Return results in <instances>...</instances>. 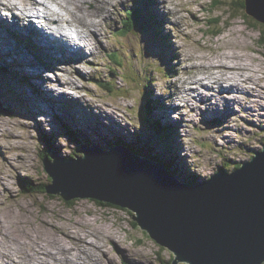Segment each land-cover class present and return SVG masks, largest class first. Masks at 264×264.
<instances>
[{
	"label": "rangeland",
	"instance_id": "1",
	"mask_svg": "<svg viewBox=\"0 0 264 264\" xmlns=\"http://www.w3.org/2000/svg\"><path fill=\"white\" fill-rule=\"evenodd\" d=\"M59 1L67 4L69 0ZM46 2L54 10L61 8L53 0H46ZM90 3L94 4V8L89 7ZM164 3L167 11L159 7ZM23 4L32 6L33 0L22 1L18 4L17 9L14 8L11 11L16 15L19 13L18 16L23 17L22 10L25 7ZM82 5L83 3H76L75 10L82 9ZM98 6L96 0H87L86 8L82 10L86 14L101 16V13L97 11ZM119 7L120 13L101 30L102 37L105 39L95 41L94 53H90L89 49L86 50L90 57L87 61L68 62L66 61L67 55L64 56L63 53L56 51L59 50L57 47L52 48V46L46 49L55 56L50 55V57L45 55V49L41 50L33 46L32 29L46 27L44 22H35L38 18H42V15L32 17V24L28 26L29 30L27 29L26 32H14L19 45L25 46L36 57L29 61L27 66H19L24 72L29 65L28 68H33L32 64L42 62L41 64L45 68L43 72L46 79L50 80V85L57 88V93L60 91L67 93L68 102L63 105L67 108L65 110L70 115L69 119L65 118L64 109L59 108V104L57 106L50 104L52 114L41 115L43 119L39 123L38 119L42 112L40 109L45 106L38 102L35 104L37 109L32 110L34 116H31L29 111L36 107L28 95L22 91V89L30 90L31 80L21 75L20 67L15 66L13 62L7 64L0 57L1 106L5 110L8 108L13 111L12 116L6 115L7 112L0 117L1 127L4 128V124H7L9 129L4 132L5 134L0 132V139L5 141V145L8 147L6 152L3 143L0 142V175L8 180L9 186L0 182V207H4L7 212L10 208H14L15 215L9 217V220L15 221L16 224L9 221L10 229L13 228L11 232L21 240H30L29 234L34 238H40L38 241L48 239L56 234L64 236V233L55 231V226L52 227V223L46 221L57 220L66 227H72L74 232L87 231L98 235V237L91 235L88 245L82 243L75 245V252L70 258L60 254L58 259L49 258L45 264H96L91 261V256L96 253L97 256L99 254L102 257V262L99 264H111V260L119 262L118 264H134L131 261L138 262L137 260H142L140 264H172L175 256L169 248L160 245L140 225L135 224L132 215L127 212L129 210L126 208L101 204L100 201L91 198H78L69 202L59 195L51 194L48 191L43 192L47 190V185L52 184V179L45 169L43 160L46 157V147L50 148L48 153L52 152V147L54 154L65 158L75 155L74 153H77V149L83 143L96 144L98 147L104 145V148L108 149L109 146L123 140L128 144L143 148L147 155L161 156L163 153L169 163H175L173 168L177 170V173H187L192 178L195 175L203 183L221 169L233 171L230 168L249 161L255 152L262 150L264 146V119L261 118V121L260 118L251 115V113H258L256 110L259 108H263L261 112L264 114L262 106V103L264 104V97H262L264 89L262 87L255 88L261 97L259 102H255L253 97H249L247 94H241L242 99L239 101L238 92H234L232 95L229 93L232 88L237 86L235 78L223 79L220 81L221 84L213 78L215 72L218 76L222 74L232 76L237 72L233 66L235 64L242 66L244 63L252 64L249 65L250 68L254 66L261 70L258 73H246L245 77L253 73L254 78L259 75L264 77V32L262 34L259 30L264 31V26L258 24L259 29L253 27L251 22L245 20L241 14L233 17L226 6L213 10L212 0H125L119 3ZM138 9L141 13L139 24L134 21L133 16ZM62 12H65V20L72 22L73 13L66 10ZM245 12L244 10L243 13ZM220 14L223 15L222 29L215 32L216 28H212L209 19ZM229 16H232L231 20H229ZM0 20L3 23L4 20L7 22L6 28L18 24V18H12L10 13L1 7ZM28 21L29 19H24L22 23L26 24ZM167 21L170 23L168 24ZM73 22L76 23V21ZM70 28L66 26L65 29ZM72 28L75 27L72 26ZM45 29L49 30L47 27ZM183 32H187V35L184 36ZM167 34H171L172 37ZM173 43L176 47L181 46L178 49V55L170 49V46H174ZM41 47L43 48L42 45ZM5 49L10 51L11 59L21 57L17 47L7 45ZM180 51L186 55V58H189L188 61L182 62ZM114 52L117 55L116 58H114ZM22 53L26 55V51H22ZM233 53L239 56L244 55V59L234 57L239 60L236 63L235 59L230 57ZM71 54L74 53L71 51ZM58 55L62 57H58ZM168 56L174 58L171 64ZM27 58L33 57L29 55ZM209 63L213 65L209 66ZM219 64H223L225 67L216 66ZM75 67L80 68L82 73L75 72ZM196 67L197 70H195ZM188 73L189 76L194 75V79L189 78L192 83L187 85L188 90L191 87L195 88V91H191V95L185 94L184 85V93L174 89L173 86L174 81L181 78L180 74L185 77ZM208 73L209 76H207ZM208 79L215 80V83L211 84L213 87L220 85L217 95L208 94L209 100L225 98L220 100V104H227L224 106L228 109L232 108L236 113L226 110L221 118H218L220 115L215 113L212 115L202 113L203 108L206 109L209 104H204L202 97L195 98V93L205 89L203 86H206ZM67 81L75 83L68 85ZM103 84L109 85L110 88L107 89V85L104 87ZM249 91V95H252L253 89ZM174 93L176 94L171 102L168 99ZM20 95L23 96L25 100L23 103L28 107L25 111L19 100L22 99ZM184 95L193 98L192 104H187L185 99H180ZM62 97L63 95L57 98ZM81 100H83L84 108L74 111L69 107L68 103H78L79 105ZM149 102H153L155 106L150 117L152 121L160 122L172 132L174 140L171 155L165 154L164 145L166 144L163 139L166 136L161 137L165 131L163 133L157 131L146 120L142 106ZM161 103H165L169 109L167 114L172 117L171 124L165 123L164 116L160 113ZM176 105L181 109L171 108ZM193 105L194 110L192 111L191 106ZM249 105L255 109L248 111ZM56 110H59V113ZM155 111L158 115L154 113ZM35 116L36 119L31 120ZM222 118L228 119V121L225 122ZM226 134L230 135L226 138L224 137ZM12 135H17L18 138H11ZM133 150L140 151L139 149ZM6 156L7 158L10 156L11 160ZM19 162L23 163L20 167H16ZM179 177L181 178V175ZM17 222H23L25 228L23 223L17 224ZM38 228H41V232ZM108 230L117 234L116 237L119 236L120 242L129 248L125 250L123 247L117 246V238L115 240L106 238L105 231ZM49 235L50 237H48ZM101 238L104 240L102 241ZM93 243H96L95 247L92 246ZM33 244L35 245V240ZM26 247L29 248L30 245ZM135 249L143 251L139 253ZM18 254L24 256L21 252ZM121 254H123V258ZM129 257H131V261H129ZM5 260L11 261L8 258ZM23 261L24 259L20 264H23ZM35 261L36 259H33V262ZM106 261L107 263H105ZM26 262L34 264L31 260H26Z\"/></svg>",
	"mask_w": 264,
	"mask_h": 264
},
{
	"label": "water",
	"instance_id": "2",
	"mask_svg": "<svg viewBox=\"0 0 264 264\" xmlns=\"http://www.w3.org/2000/svg\"><path fill=\"white\" fill-rule=\"evenodd\" d=\"M245 3L246 14L264 25V0ZM1 100L0 117L12 116ZM43 160L52 179L48 192L128 209L174 253L172 264H264V146L235 170L221 169L203 183L182 181L124 145L83 143L75 156L52 153Z\"/></svg>",
	"mask_w": 264,
	"mask_h": 264
},
{
	"label": "bare ground",
	"instance_id": "3",
	"mask_svg": "<svg viewBox=\"0 0 264 264\" xmlns=\"http://www.w3.org/2000/svg\"><path fill=\"white\" fill-rule=\"evenodd\" d=\"M22 1H25V0H22ZM22 1H19V0H8V2L6 3L5 0H0V7L3 8V9H6V10H8V9L9 10H13L14 8L17 9L18 8V4L19 3H22ZM53 1L54 2H57V4L60 5V7H61L60 10H54V9H52L50 7V5L47 3L48 1L46 2V0H44V1H41V0L40 1H38V0H35L34 1L33 0V5L32 6H30V5H24L23 4L25 6L24 7V10H22L24 12L23 17L22 16L20 17V16H18V14L16 15V13L13 12L14 17L15 18H18V20H17L18 24L17 25H13V26H11L9 28H6L5 26L7 25V22L4 20V23H3V21L0 20V57L3 59V61L5 63L8 64L9 62H13L15 66L20 67L19 65H23V66L26 65L27 66V63H30L29 61H32V60L36 59V57L32 53V51H30L29 49H27L25 46H20L19 45V42L17 40V36L14 34V32H16V33H24V32H26L27 29L29 30L28 26H30V24H32V17L35 16V15H41L38 12H40L42 10L41 9H38L36 7L37 5H41L43 7V11H44L43 13H45V15L42 14V15H44L42 17L45 18V23L48 25L47 26V29H49L48 30L49 32L45 28H43V29L33 28L32 29V32H31V36H32L31 38H33V46L36 47V48H39L41 50L42 49H45V51H44L45 52V55L46 54H47V56H50L51 55L52 57H55L54 54L46 51V49H48L51 46H52V48L53 47H57L59 50H56V51H59V53H63L64 56L67 55L66 61H68V62L69 61L77 62L79 60L87 61V60L90 59V57H89L88 52H86V50H85L84 47H82V46L76 47L75 46L76 45V42L72 38H70V37H68L66 35V29H65L66 26L67 27L74 26L75 27V30H76V32L78 34V36L81 37L82 39H84L85 42H87V43H85V45L91 46V45H93V41H95V39H97L99 41L105 39V38L102 37V31H101V30H103V26L109 25L114 20L115 16L120 13L119 3L122 2V1H125V0H96L98 2V4H99L97 11H99L101 13V16L102 17L100 15L95 16V15H92V14H86V12H84V10H82V9L86 8V1L87 0H69L67 2V4L62 3L59 0H53ZM76 3H83L82 9H80L79 11H76L75 10ZM57 4H56V6H57ZM164 5H165V3L163 5H161V6H159V7L161 9L164 8V10L167 11V9L164 7ZM19 6H21V5H19ZM89 7H93L94 8V4L93 3H90L89 4ZM246 8L247 7H245V9ZM63 10H66L68 12H72L73 13V20H72V22L65 20V14H64L65 12L63 13L62 12ZM152 14H153V12H152ZM169 14H171V12H169ZM24 19H29V21L26 22V24H23L22 22L24 21ZM73 21H76V23H74ZM167 23L169 24L170 22L167 21ZM98 33H100V36H98ZM186 33L183 32V35L184 36L187 35ZM54 34H56V35H54ZM167 35L169 37H172L171 34H167ZM9 42H11V43H9ZM3 44H6V45H3ZM7 45L8 46L9 45L10 46L12 45V46L17 47L18 50H19V52H20V54H21V57L19 59H11L10 58V51H8L7 49H5V47ZM41 45L43 46V48L41 47ZM82 45H84V44H82ZM173 45L174 46H170V49L173 51V53H177V55H178L179 54V50L178 49H180L181 46L176 47V45L174 43H173ZM148 48H149V46H148ZM71 50L76 51V52L74 54H71L70 55ZM94 50H95V47L93 48L92 53L94 52ZM22 51H26V55H23ZM180 54L182 55L181 56V60H182L183 63L186 62V61H188L189 58H186V55L183 54L182 51H180ZM29 55H31L33 58L28 59L27 57H29ZM58 57H62V56H59L58 55ZM230 57L233 58V59H235L236 63L239 62V60L236 59L237 57L238 58H241V59H244V55L239 56V55H236L235 53H233V55H231ZM234 57H236V58H234ZM168 58L170 59V64H171L172 63V60H174V58L172 56H168ZM94 62H95V60H94ZM41 63L37 62L34 65L32 64V67L33 68H28L30 66L29 65L27 67V70L29 72H31V73H29L27 70H24V72H23V70L20 67L21 70L19 72L21 73V75H23L24 77L29 78L31 80V83H32V86L30 87V90L22 89V91L25 92L28 95V98L31 100V102L33 103L34 106H35V104L37 102L40 103V104H42L43 106H45L44 108L42 107V109H40L43 112V113L40 112V119H38V116H37V119L39 120V123H41L40 121L43 119V118H41V115H43L44 113H47V114L48 113H51L52 114V108H51L50 104H53L54 106H57L59 104V108L62 107L64 109V113H65V116H66L65 118L69 119L70 118V115L65 110V109H67L65 107V105H63V103H65V102L67 103L68 102L67 93L66 92L61 93V91L59 93L56 92L57 88H55L52 85H50V80H47L46 79L45 73L43 72V70L45 68H43L44 65H42ZM231 63H233V62H231ZM212 65L213 64H210L209 63V66H212ZM249 65H252V64L244 63V64H242V66L241 65L240 66H237L235 64L233 66V68H234V70H237L236 74H234L232 76H226L224 74L218 76L217 75V72H215L214 75H213V78L215 80L217 79V82H219V84H221L220 81H223V79H233V78H235V80L237 82V86L234 89L232 88L233 90L231 89V91H229V93L232 95L234 92H238L237 94L240 95L239 101L242 99L241 98V94H245V95L247 94V96L253 97V99L255 100V102H259V100H260L261 97H260V95L258 93V90H256L255 88L256 87L257 88L258 87H262L264 89V82H263L264 81V77L262 78V76L259 75V77H256L255 76V78H254L253 77L254 76L253 75L254 73L253 74H248L245 77V74L246 73H252V72L258 73L259 71H261V70H259L258 68L254 67V66H253V68H250ZM206 66H208V65H206ZM216 66L225 67V66H223V64H219V65H216ZM70 67H72V66H70ZM197 67L195 68V70H197ZM46 68H47V66H46ZM60 70L63 71L62 69H60ZM74 71L77 72V73H82V70L80 68H78V67H75V70ZM189 75L190 74L188 73V74H186L185 77H183V74H180L181 78L178 79V80H176V81H174V85H173L174 86V89L180 90L183 93H184L183 90L186 89L185 90L186 91L185 94L191 95V91H195V88L194 87L193 88L191 87V89L188 90L187 89V85L189 83H192V82L189 81V78H193L194 75L193 76H189ZM207 76H209V73L207 74ZM215 80H211V79L206 80V83L207 84H206V86H203V88H205V89H201V90H199L198 92L195 93V98L197 96L198 97H202L204 104H209L206 109L203 108L202 113L207 114V115L208 114L212 115V113H215L217 115H220L218 118H221L222 115L225 114V111L226 110H231V111H233V113H236V111L233 110L232 108H229L228 109L227 107H225L227 104L226 105L224 104L225 106L222 105V104H220L221 103L220 100H223L225 98H221L219 100L214 99L213 101H210L209 98L207 97L208 94L211 95V96H215L218 93V88H219L220 85L218 84V86H216V87H213V85H211V84H214L215 83ZM43 81H44V83H43ZM45 81H47V82H45ZM58 81H60V80H58ZM16 82L19 83V81H16ZM62 83H63V81H62ZM74 83L75 82H71V83L68 82L67 84L68 85H74ZM183 85L185 86L184 89H183ZM44 86H46V87L44 88ZM251 89H253L252 95H249L250 94V91L249 90H251ZM254 89L256 90V92H255ZM175 94L176 93L172 94L169 97L168 100H170L172 102L174 100V95ZM61 95H63L62 98H60V99L57 98V97H61ZM20 96L22 97V99H19V100L21 101V104L24 106L23 107V110L25 111V110L28 109V107L25 105V103H23V101H25L23 99V96L22 95H20ZM70 97H72V96H70ZM235 97H237V96H235ZM262 97H264V96H262ZM180 99H185V101L187 102V104H192V102H193V98H191V96L184 95ZM263 100H264V98H263ZM251 103H252V101H251ZM68 104H69V107L72 108L74 111H78L79 108H84V106H83V100L79 101V105H78V103H68ZM156 105H157V103H156ZM37 106H39V105L37 104ZM249 106H250V108L248 109V111H252V110L255 109V107H253L251 105H249ZM262 106L264 107V104L263 103H262ZM159 108L161 109L160 110L161 115L164 116L163 119L165 120V123L171 124L170 121H173V120H172V117L170 116V114H167V113H169V109L167 108L166 104L165 103H161V105L159 106ZM171 108H175L177 110H180L181 109L177 105L175 107H171ZM191 108H192L191 110L193 111L194 110V105L191 106ZM36 109H37V107L36 108H32L29 111V113L31 114V116H34V113L32 112V110H36ZM57 109H58V107H57ZM262 109L263 108L257 109L256 111H258V113H251V115H254L256 118H260L259 120L262 121L261 118L264 119V114H263V112H261ZM156 111L154 112L155 114H157V112H158V111L157 112ZM206 111L209 112V113H207ZM259 112H261L262 114L259 113ZM22 113H23V111H22ZM72 118H75V116H72ZM76 118H78V117H76ZM33 119H36V116H35V118L34 117L31 118V120H33ZM4 120H6V119H4ZM222 120H224L225 122L228 121V119H225V118H222ZM113 121L118 122L116 120H113ZM0 123H1V121H0ZM30 123L32 125V121ZM4 126L5 127L2 128L1 127V124H0V132H2V133L6 132V131H9L8 125L7 124H4ZM189 127H190V125H189ZM119 131H121V130H119ZM228 135H230V134H226L224 137L227 138ZM11 138H18V136L17 135H12ZM20 138H21V134H20ZM228 141L230 142L231 140L229 139ZM0 142L3 143V146H4V148L6 149V152H7L8 151L7 150L8 147H6L5 141H3L2 139H0ZM9 147H11V146H9ZM101 148H102V146H101ZM70 156H75V155H70ZM6 158H7V156H6ZM7 159L11 160V157L8 156ZM22 163L19 162L16 165V167H20V165ZM15 170H16V168H15ZM19 171H21V170H19ZM0 182H1V184L3 183V185L5 184L7 187H9L8 186V180L6 178H3L1 175H0ZM0 210H1V212H0V264H20V263H22V260L23 259H24L23 264H28L26 262V260H31L33 262V259H36V261L33 262L34 264H38L39 262H40V264H45L49 258L58 259V256L60 254H64L68 258H70L71 255L75 252L74 251L75 245H80L81 243L83 245H88V240H89V237L91 235H96L98 237V235L95 234L94 232L93 233H89L87 231H84L83 233H81L79 231L78 232H74V229L72 227H66V226L60 224L57 220L56 221L46 220V221H49V223H52L51 224L52 227L55 226L54 227V230L55 231H57V232L60 231V232L64 233V236L63 235L60 236V235L56 234V235H53V236L50 237V235H49L48 237H50V238H48V239H42V241H38V239H40V238H34L33 236H30V234H29V239L30 240H21L13 232H11L12 231L11 229H13V228L10 229V227H11L10 224L11 223L9 221H12V220H9L10 219L9 217L15 215L14 208H10L8 210V212L5 211L4 207H0ZM23 210H25V209H23ZM15 217H14V219H15ZM17 221H19V220H17ZM12 222H15V221H12ZM22 223L23 222H19V223L17 222V224H22ZM15 224H16V222H15ZM58 224H60V225H58ZM137 225H139V224L137 223ZM23 226L25 228L24 223H23ZM49 227H48V229H49ZM38 229L40 231L41 228H38ZM105 232H106L105 237L108 238L109 240L110 239L115 240V238H117L118 244H119V245L117 244V246L123 247L125 250L129 248L127 245H125L124 243L120 242V240L118 238L119 236L116 237L117 234L115 235V234H113V232L111 233L109 230L108 231H105ZM74 233H77V235H74ZM73 238H75V240H72ZM34 240H35V245L33 244ZM101 240L103 241L104 239L101 238ZM12 241H14V242H12ZM93 244L94 245H92V246L95 247L96 243H93ZM27 245H30V247L27 248L26 247ZM100 246H105V245H100ZM135 251H138V249H135ZM140 251L142 252L143 250L140 249L138 252L140 253ZM18 252L23 253L24 256L19 255ZM96 252L100 253L99 251H96ZM96 254L93 255V256H91L92 257V260L91 261L92 262H95L96 264L97 263L99 264V263L102 262V260H101L102 257H100L99 254H98V256ZM73 256H75V255H73ZM121 256L123 258V254H121ZM6 258L11 259V261H6L5 260ZM63 259H64V257H63ZM62 261H64V260H62ZM86 261H88V260H86ZM129 261H131V257H129ZM137 261L138 262H135V261H131V262L134 263V264L135 263L136 264L137 263L140 264L141 263L140 261H142V260H137ZM105 263H107V261ZM110 263L111 264H118L119 262H116L114 260H111ZM75 264H77V263H75Z\"/></svg>",
	"mask_w": 264,
	"mask_h": 264
},
{
	"label": "trees",
	"instance_id": "4",
	"mask_svg": "<svg viewBox=\"0 0 264 264\" xmlns=\"http://www.w3.org/2000/svg\"><path fill=\"white\" fill-rule=\"evenodd\" d=\"M245 4H246L245 3V0H227V1H225V0H212L213 10L221 9L222 7L226 6V7H228V9H229L228 11L231 12V15L233 17L239 16V14H241V15L244 16V19L245 20H248L249 23L251 22V24H252L253 27H257L259 29L258 24L264 26L263 24L257 22L255 19L253 20V18H250L246 13H243L244 10L246 11ZM232 12H233V14H232ZM239 12H241V13H239ZM133 16H134V21L136 23H138L139 20L141 19L140 10L138 9L133 14ZM232 16H229V20H231ZM251 19H252V21H251ZM222 21H223V15H221V14L218 15V16H214L211 19H209V23L212 26V28H216V30H214L215 32L221 31V29H222L221 22ZM259 30H261V33L263 34L264 31L262 29H259ZM214 31H212V32H214ZM263 40H264V38H263ZM113 55H114V58L117 57V55H116L115 52L113 53ZM103 85H105L104 87H106L107 84H103ZM106 88L109 89L110 86L107 85ZM142 108H143L144 114L146 115V120L148 121V123L150 125H152L159 132L162 131V133H163L165 131L161 135V137L166 136V138L163 139V141L167 145L166 146V145L163 144L164 145V149H165V154L166 155H171V152L173 151V140H174V138L172 136V132L170 131V129H168L165 126H163L160 122H157V121L156 122H153L152 119L150 118L152 116L153 110L155 109V106L153 105V102H149L148 104H144L142 106ZM117 144L124 145L125 147L130 148L136 154H140L142 156H146L148 158H152L153 160L158 161V162L164 164L174 175H176L178 178H180L179 175L177 174V170L175 168H173V165L175 163L174 164L169 163L168 160L164 157V154L163 153H162L161 156H151V155H147V153L144 151L143 148H141V147H139L137 145L135 146L133 144H128V143H126V141L119 140L117 142ZM115 146H116V144H115ZM45 149H46L45 150V156H47L49 154L51 155L53 153V151H54L52 147H51V149H52V152L51 153H48V151L50 152V148L46 147ZM133 149H139L140 151L136 152ZM75 154H77V153H75ZM235 168H236V166L235 167H232L230 169H235ZM179 174L181 175V178L184 179V181H186V182L200 183V181L198 180V178H196L195 175H194V178H192V177L188 176L187 173H185V174L179 173ZM43 192H47V190H44ZM99 203L103 204L102 202H99ZM127 212H129L131 215H133L130 211H127ZM135 224H137V223L135 222Z\"/></svg>",
	"mask_w": 264,
	"mask_h": 264
},
{
	"label": "clouds",
	"instance_id": "5",
	"mask_svg": "<svg viewBox=\"0 0 264 264\" xmlns=\"http://www.w3.org/2000/svg\"><path fill=\"white\" fill-rule=\"evenodd\" d=\"M5 2L7 3L8 2V0H5ZM17 14H19V13H17ZM31 14V13H30Z\"/></svg>",
	"mask_w": 264,
	"mask_h": 264
}]
</instances>
